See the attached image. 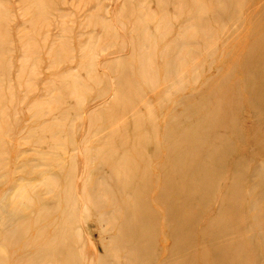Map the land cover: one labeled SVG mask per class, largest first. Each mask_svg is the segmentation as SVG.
<instances>
[{"label": "rangeland", "instance_id": "rangeland-1", "mask_svg": "<svg viewBox=\"0 0 264 264\" xmlns=\"http://www.w3.org/2000/svg\"><path fill=\"white\" fill-rule=\"evenodd\" d=\"M263 77L264 0H0V264H264Z\"/></svg>", "mask_w": 264, "mask_h": 264}, {"label": "bare ground", "instance_id": "bare-ground-1", "mask_svg": "<svg viewBox=\"0 0 264 264\" xmlns=\"http://www.w3.org/2000/svg\"><path fill=\"white\" fill-rule=\"evenodd\" d=\"M262 80H264V77H263V79ZM259 88V87H258Z\"/></svg>", "mask_w": 264, "mask_h": 264}]
</instances>
